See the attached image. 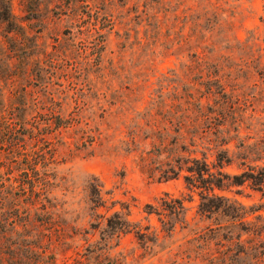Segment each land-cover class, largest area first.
<instances>
[{
  "label": "rangeland",
  "instance_id": "obj_1",
  "mask_svg": "<svg viewBox=\"0 0 264 264\" xmlns=\"http://www.w3.org/2000/svg\"><path fill=\"white\" fill-rule=\"evenodd\" d=\"M193 1L183 6L153 3L147 16L143 0H0V180L16 185L9 167L16 159L26 164V153L35 148L33 130L39 132L36 123L50 109L101 129L105 147L114 148L106 156L104 146L77 144L71 155H57L52 184L38 188L43 199H50H44L50 224L36 222L13 230L5 213L15 216L19 207L0 192V199H6L0 204V264H264V188L244 184L215 190L228 200L213 199L220 208L203 215L198 191L186 188L185 173L170 181L150 179L124 151L127 127L146 107L163 101L183 106L203 89L205 71L193 63L195 48L186 40L189 23L204 22L185 17L203 11V5ZM212 1L225 11L219 18L222 26L232 24L234 48H225L216 28L209 35L204 25L195 33L209 37L206 60L217 64L221 82L236 85L235 92H227L243 101L238 132L229 127L234 162L224 169L236 174L241 172L237 156L248 155L241 142L244 147L264 143V82L249 72L253 65L261 67L254 61L264 54V0ZM240 60L252 63L243 66ZM101 117L108 120L106 125ZM14 133L23 139L16 159L10 145ZM63 137L76 143L78 133ZM257 157L264 159L250 154L249 161ZM93 177L110 193L107 199L130 206L129 221L148 227L153 242L145 247L132 233L118 243L113 240L105 250L93 247L100 238V230L90 227L88 210L87 183ZM167 197L186 199V225L182 228L170 218L175 230L165 240L160 216L148 214L146 207L161 212ZM19 211L35 221L43 219L40 216L47 220L42 206Z\"/></svg>",
  "mask_w": 264,
  "mask_h": 264
},
{
  "label": "trees",
  "instance_id": "obj_2",
  "mask_svg": "<svg viewBox=\"0 0 264 264\" xmlns=\"http://www.w3.org/2000/svg\"><path fill=\"white\" fill-rule=\"evenodd\" d=\"M189 1L191 0H143V7L145 8V15L148 16V11L154 6L153 3L160 5L176 2L179 6H183ZM202 1L204 3H201ZM202 1L197 0V7L203 5L201 14H189L185 17H194L196 20L202 18L204 21L201 25L200 23H193L192 20L189 23V32L186 36V40L189 42L188 46L195 48V51L191 52V57L195 59L193 63L198 67L200 66L202 74L205 71L203 89H197L195 93H192L191 100L183 106L163 101L160 104L146 107L138 119L132 120V126L127 127V140L123 141V145L126 146L125 153L133 156L136 169L150 179L159 182L170 181L179 178L181 173H185L186 188L189 191H198L200 197L199 212L204 215L220 208L212 204L213 199L228 200L216 195L215 190H229L244 184H248L259 191L264 188V159L257 157L249 161L250 154L264 157V143L260 142L262 145L255 144L253 147H244V143L241 142L240 147L248 150V155L240 153L237 156L240 160L238 168L241 169V172L233 174L224 171L234 162V156L229 148L232 141L228 137L230 134L229 127L231 126L232 130L238 132L239 123H241L240 108L243 101L238 96L234 98V95L227 92V88H231L235 92L236 85H229L226 81L221 82L218 77L217 64L206 60L204 53L208 46L209 37L205 38L204 35L195 33L196 28H202L204 25L205 31L209 35L216 28V36L223 38V41L225 40L226 49H231L234 48L230 41L234 39L231 38L233 37L231 33L232 24L226 21L227 24L222 26L219 19L220 15L225 14L222 7L216 6L212 0ZM216 2L218 1L216 0ZM155 9L156 7L153 10ZM190 9L191 7H188L187 10ZM168 12L167 9L164 11L166 15ZM151 16L156 17L158 13ZM160 27L163 29L164 24H161ZM193 39L195 40L193 41ZM262 58H264V54L259 55L254 61L255 65L258 63L261 67L257 69L253 65L252 71L249 72L250 74L254 73L259 80L264 82ZM240 62L243 66L244 63H252V61L245 62L244 60H240ZM226 76L229 77L230 75ZM236 79L234 78V80ZM203 99L205 104L202 103ZM101 118L103 124L108 122L104 117ZM88 127L89 123L84 124L75 117H64L59 112L50 109L48 113L42 116V120L36 123L39 132L35 134L33 130L32 133L35 148L26 153L25 165L16 159L17 154H21L20 144L23 139L19 137L18 133H14L10 145L13 149V158L16 160L9 167V170L13 174L17 186H14V183L7 185L0 180V192L6 193L5 198L12 199L14 206L19 207L15 210L17 212L15 216H11L10 212V216L5 213L6 224L13 230L18 226L35 224L36 222H43L44 225L53 221L49 212L50 207L44 203V199H47V202L50 199L47 197L43 199L38 188L40 185L48 187L52 184L50 179L53 175V166L56 165V158L60 152H64V155H71L72 145L77 146V144H81L84 148L99 147L104 149V132L101 129L93 130ZM72 132L78 133L76 143L75 141H67L63 137ZM104 150L102 154L106 156H110L114 152V148L111 146L105 147ZM211 158L212 160H210ZM120 176L124 178L126 172L123 171ZM87 189L88 210L92 220L90 227L93 231L100 230V238L93 244L95 249L105 250L113 240L118 243L123 236L132 233L145 247L149 245V242H153L148 234V227L142 229L129 221V205L114 201L113 198L107 199L106 196L110 193L105 192L97 177H93L87 183ZM47 192L49 193V191ZM5 198L0 199L1 205L5 204ZM109 200H111V207L107 206ZM185 200L184 198L168 199L167 197L162 200L161 212L157 211L153 205L146 207L148 214L156 213L160 216L165 240L172 237L175 230V225L171 224L170 218L185 228ZM118 204L121 205V210H114ZM41 206L46 210L47 220L44 219V216H40L43 219L35 221L30 214L23 215L19 211L24 208L26 212H31ZM105 209L106 212L104 213L103 210ZM111 211L112 213H110Z\"/></svg>",
  "mask_w": 264,
  "mask_h": 264
}]
</instances>
